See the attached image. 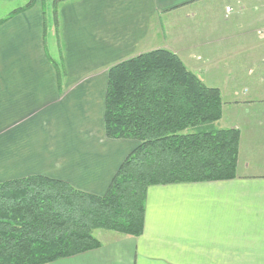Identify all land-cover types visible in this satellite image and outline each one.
<instances>
[{
    "label": "crops",
    "instance_id": "0c3cea01",
    "mask_svg": "<svg viewBox=\"0 0 264 264\" xmlns=\"http://www.w3.org/2000/svg\"><path fill=\"white\" fill-rule=\"evenodd\" d=\"M213 2L62 0L50 51L40 0L0 22V182L44 175L103 195L139 143L105 135L107 71L139 53L168 49L221 95L245 94L204 79L211 68L202 51L207 26L219 23L202 17L224 14ZM222 25L216 36L229 24ZM242 31L259 37L256 28ZM242 31L227 42L242 46ZM255 100L231 103L255 113L243 128L232 121L223 126L239 130L234 177L148 186L139 235H118L47 264H264V100ZM248 123L257 129L250 132Z\"/></svg>",
    "mask_w": 264,
    "mask_h": 264
},
{
    "label": "trees",
    "instance_id": "16d2710c",
    "mask_svg": "<svg viewBox=\"0 0 264 264\" xmlns=\"http://www.w3.org/2000/svg\"><path fill=\"white\" fill-rule=\"evenodd\" d=\"M35 1L17 7L0 22ZM52 16L55 25L56 9ZM53 65L57 71L62 68ZM219 98L217 87L203 84L165 48L110 66L105 135L134 139L138 145L103 195L44 175L0 182V264H46L94 249L100 244L91 232L98 227L139 235L148 186L234 177L238 130L208 127L220 118ZM186 126L196 131L183 133Z\"/></svg>",
    "mask_w": 264,
    "mask_h": 264
},
{
    "label": "rangeland",
    "instance_id": "374dc122",
    "mask_svg": "<svg viewBox=\"0 0 264 264\" xmlns=\"http://www.w3.org/2000/svg\"><path fill=\"white\" fill-rule=\"evenodd\" d=\"M29 0H0V19L11 13L17 7H22ZM37 1V0H36ZM35 1V2H36ZM43 4V11L46 13L47 24L51 29L47 33V41L49 43V51L52 49L50 44L55 42L58 38V23L54 25L52 12L57 10V3H53V0H40ZM213 6L216 8L224 7V14L222 18L214 12L210 15H203L204 22L208 24L219 23V26L223 23H228V27L222 33V35L216 36V29L211 26H207L209 34L208 43L202 51L209 55L208 66L211 67L207 70V77L204 78L207 81H215V83L222 84V88L231 92L237 90L238 92L245 94H220V118L214 122H210L208 127L218 123L220 127L226 125L229 126L230 121L240 125L242 128L247 124V115L251 116L253 113L250 109H244L237 111L234 106L237 100L256 99L255 101L264 100V0H213ZM226 6L232 8V12L229 14L225 11ZM200 18V16H197ZM57 18V17H56ZM197 18V19H199ZM55 19V17H54ZM238 26H243L240 28ZM246 28L258 29V39L251 36L249 33L243 32ZM55 29L57 32H55ZM251 30V29H250ZM243 32L244 43L240 46H234L230 42H227V38L231 40L236 34ZM249 34V35H248ZM221 36V37H220ZM238 38V37H237ZM253 38V44L259 43L260 47L248 46L245 44H251L250 39ZM235 43V42H234ZM232 50L234 51L232 53ZM260 58V59H259ZM232 59V60H231ZM232 61V62H231ZM59 64V63H58ZM187 68V67H186ZM62 70V69H60ZM190 71V70H189ZM62 73V72H61ZM205 77V74L204 76ZM231 77V78H230ZM228 109L229 113H224V109ZM241 108V107H240ZM259 113V112H258ZM226 114V116H225ZM255 114V113H253ZM237 115V116H236ZM237 119V120H236ZM198 126L204 127V125H197L196 130H200ZM259 126V125H257ZM189 126H186L188 128ZM214 127V126H213ZM250 132L257 129L253 127L252 123H248L246 127ZM260 128V127H259ZM258 128V130H259ZM219 129H235L232 127H223ZM193 127L185 129L183 133H189L196 131ZM238 130V129H236ZM239 132V130H238ZM262 134V130H259ZM239 147V142H238ZM236 174V171H235ZM93 238L101 244L108 239L114 238L118 235H127L125 233L108 229V228H95L92 230ZM73 256V255H72ZM47 264V263H46Z\"/></svg>",
    "mask_w": 264,
    "mask_h": 264
},
{
    "label": "built area",
    "instance_id": "2783aa9c",
    "mask_svg": "<svg viewBox=\"0 0 264 264\" xmlns=\"http://www.w3.org/2000/svg\"><path fill=\"white\" fill-rule=\"evenodd\" d=\"M225 11L229 14L232 12V8L230 6H226Z\"/></svg>",
    "mask_w": 264,
    "mask_h": 264
}]
</instances>
